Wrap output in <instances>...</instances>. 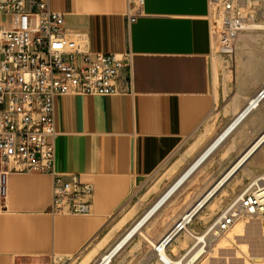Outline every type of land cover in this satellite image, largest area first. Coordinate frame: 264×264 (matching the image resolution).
<instances>
[{
    "label": "crops",
    "instance_id": "obj_1",
    "mask_svg": "<svg viewBox=\"0 0 264 264\" xmlns=\"http://www.w3.org/2000/svg\"><path fill=\"white\" fill-rule=\"evenodd\" d=\"M50 8L67 30L87 34L92 53L129 51L131 89L55 98L54 172L92 185L91 213L52 214L49 174H11L0 264H97L264 90V30L238 37L233 65L220 67L215 86L208 0H144L129 25L126 0H50ZM263 133L264 98L151 220L155 244L188 211V195L214 184ZM244 170L248 179L264 173V143L233 177ZM208 224L194 217L190 228L199 234ZM149 244L130 264L157 261ZM121 259L115 264L130 260Z\"/></svg>",
    "mask_w": 264,
    "mask_h": 264
},
{
    "label": "built area",
    "instance_id": "obj_2",
    "mask_svg": "<svg viewBox=\"0 0 264 264\" xmlns=\"http://www.w3.org/2000/svg\"><path fill=\"white\" fill-rule=\"evenodd\" d=\"M126 2L129 25L135 22L144 0ZM208 7L209 14L213 13L209 18L213 40L216 32L223 34L218 46L222 56L234 55L242 34L264 30V0H208ZM130 61L129 51L121 55L92 53L87 34L67 30L63 16L51 10L50 0H0V211L6 209L9 176L38 173L52 177V214L91 213L92 185L80 176L65 180L54 172L55 98L128 95ZM263 98L264 90L248 106L256 100L255 109ZM249 113L248 108L246 116ZM263 174L249 181L199 234L190 228L199 212L195 211L197 203L192 205L156 243L157 261L166 264L160 248L167 247L179 233L192 242L182 254L185 259L196 249L203 256L209 239L228 231L240 218L264 219Z\"/></svg>",
    "mask_w": 264,
    "mask_h": 264
},
{
    "label": "rangeland",
    "instance_id": "obj_3",
    "mask_svg": "<svg viewBox=\"0 0 264 264\" xmlns=\"http://www.w3.org/2000/svg\"><path fill=\"white\" fill-rule=\"evenodd\" d=\"M211 15L213 16V13L209 14V18H211ZM215 24L218 25V20H215ZM217 39L213 40L215 41V47H213V77H214V84L217 85L218 77L220 73V67L221 66H227L229 69L233 65V59L234 55L231 57H225L219 54L218 52V46L223 42L222 37L223 34L221 32H216ZM215 48V49H214ZM230 75V73H229ZM205 166L202 167L201 170L197 172V176L205 170ZM249 172L244 170L240 173V175L233 177L232 180H230V183L225 185L220 191L212 197L210 200L211 204L206 208V210L201 215V220L205 222L206 224L212 222L215 220L217 215L223 210V207L221 205V199L224 197L225 193L227 191H230L231 187L238 186L242 181L245 183V186L251 179L247 178L250 176ZM258 175H253V178H255ZM198 178V177H196ZM240 180V181H239ZM215 180L208 183L205 187H202L197 192H194L186 198L185 206L183 207L185 210H187L189 207H191L196 201H198L204 194V189H207L210 187ZM245 187L241 188L236 195H239L241 191ZM223 191V192H222ZM232 198H229L226 200L225 204H228L231 202ZM234 199V198H233ZM160 212V211H159ZM160 213H158L159 216ZM245 226L247 228V232L245 235L241 237L235 238L234 241L229 242L228 244H223L225 241V237L233 232V228L239 227V226ZM164 229H168L167 227ZM163 229V230H164ZM261 230L264 233V219L262 220H250L246 218H240L237 220L233 227H231L228 231L224 232L223 234H220V236L213 237L214 240L210 244H208L207 248L205 249L206 253L200 257V259L195 264H244V261L247 264H264V238L260 237ZM156 228L154 227V223L148 224L146 228H144L141 231V234L136 236V238L131 242L129 246H127L125 249H123L113 260L112 264H115L119 259L122 257V261H125L127 258L130 259L127 264H130L132 261H134L137 252L139 253L141 250L144 249L145 246L148 248L150 247L149 243H154L155 239H153V234L156 232ZM165 231V230H164ZM186 245L183 248H180V253L177 255L174 259H178L184 252L187 250L192 242L190 238L187 235H183ZM223 239V240H222ZM223 241V242H222ZM132 246V247H130ZM130 248V249H129ZM179 248V247H178ZM126 250L127 253H126ZM263 251V252H262ZM258 256V257H257ZM261 256V257H260ZM263 257L262 262H258L256 260ZM256 258V259H254ZM147 264H160L158 261L149 262Z\"/></svg>",
    "mask_w": 264,
    "mask_h": 264
},
{
    "label": "bare ground",
    "instance_id": "obj_4",
    "mask_svg": "<svg viewBox=\"0 0 264 264\" xmlns=\"http://www.w3.org/2000/svg\"><path fill=\"white\" fill-rule=\"evenodd\" d=\"M264 27V26H263ZM264 29V28H263ZM215 40V39H214ZM215 41H213V47H215ZM218 48V47H217ZM215 49V48H214ZM212 74H213V69H212ZM257 103V101H253L251 106L249 107V111H251L254 108V105ZM240 123V120H239ZM238 123V124H239ZM222 138L218 139L216 143L213 144V141L188 167L187 169L175 180V182L170 186V188L142 215V217L105 253L101 256L97 264H110L114 258L126 247L128 246L133 240L136 238V236L141 234V231L146 228L148 224H151V220L154 218V216L169 202V200L179 191L181 190L187 182H190L193 178V176L196 174V172L205 165V163L209 160V158L214 154L215 151H217L219 146H222L223 141H221ZM264 139L262 137L245 155V157L237 164V166L249 155L251 152L259 145V143ZM227 140V139H226ZM218 144V145H217ZM217 145V146H216ZM224 145V144H223ZM242 168V167H241ZM230 174V173H229ZM227 174L222 180L221 183L224 182L229 175ZM264 176V174L262 175ZM255 178L252 177L251 181H253ZM228 180L224 186L229 182ZM240 181V180H239ZM220 183V184H221ZM243 182L238 184V186H232L230 191H227L224 195V197L221 199V205H223V202L229 198H235L237 195H234L233 193L235 190L241 186ZM219 185L216 186V188ZM223 186V187H224ZM222 187V188H223ZM215 188V189H216ZM221 188V189H222ZM213 189L210 194L215 190ZM220 191V190H219ZM218 191V192H219ZM217 192V193H218ZM223 192V191H222ZM207 193V192H206ZM196 202H200V206H202L201 209L200 206H196L195 211L199 210V212L195 215L196 218L201 219L200 213L206 209L210 204L209 195L206 197L205 194ZM216 195V194H215ZM214 195V196H215ZM213 196V197H214ZM235 196V197H234ZM208 200V201H207ZM233 199H231L232 201ZM230 203V202H229ZM228 203V204H229ZM222 211V210H221ZM184 216V215H183ZM234 226V225H233ZM232 226V227H233ZM231 228V227H230ZM229 228V229H230ZM247 232V228L245 226H239V227H234L233 232L229 233L225 237V241L223 244H228L231 241H234L235 238L241 237L245 235ZM223 234V233H221ZM260 237L264 238V233L261 230ZM183 233H179L176 238L173 239V242H171L167 247L165 248H160V255L163 257L164 262L166 264H195L201 256V251L199 249H196L190 256L186 257L185 259H181L182 255L178 259H174L177 255L180 253V248L185 247L186 241L183 237ZM220 236V234H218ZM214 240V238L211 237L209 239L208 244H210ZM223 240V239H222ZM152 245L155 247L156 244L152 243ZM179 247V248H178ZM264 248V247H263ZM263 252V251H262ZM258 257V256H257ZM261 257V256H260ZM259 257V258H260ZM264 257V256H263ZM263 257L256 260L258 262L263 261ZM256 259V258H254ZM244 264H247L244 261ZM261 264V263H258Z\"/></svg>",
    "mask_w": 264,
    "mask_h": 264
},
{
    "label": "water",
    "instance_id": "obj_5",
    "mask_svg": "<svg viewBox=\"0 0 264 264\" xmlns=\"http://www.w3.org/2000/svg\"><path fill=\"white\" fill-rule=\"evenodd\" d=\"M248 108L249 106L226 128V130L213 142L212 145H214V143H216V141L220 138L221 141H223L230 133L231 131L238 125L239 120L241 121V119L243 117L246 116L247 112H248ZM264 136V133L227 169V171L213 184V186L207 191V193L205 194L204 197H206L207 195H209L211 193V191L213 189L216 188L217 185H219L213 192L212 194L209 195V199H211L215 194H217V192L224 186V184L230 180L239 170L241 167H243L246 162L251 158V156L258 150V148L264 143V139L259 143V145L251 152V154H249L238 166L237 164L245 157V155L248 153V151ZM218 145V144H217ZM216 145V146H217ZM230 173V174H229ZM227 178L224 182L221 183V180L227 175ZM221 183V184H220ZM207 200V201H208ZM200 205V202L197 203L196 206ZM202 206H200L199 209H201ZM175 236V235H174ZM173 236V237H174ZM173 238H170V240Z\"/></svg>",
    "mask_w": 264,
    "mask_h": 264
}]
</instances>
